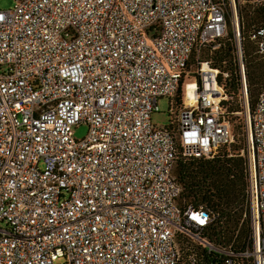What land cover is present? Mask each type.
Masks as SVG:
<instances>
[{
	"label": "built area",
	"instance_id": "2783aa9c",
	"mask_svg": "<svg viewBox=\"0 0 264 264\" xmlns=\"http://www.w3.org/2000/svg\"><path fill=\"white\" fill-rule=\"evenodd\" d=\"M13 1L0 8V264H264V77L250 111L239 17L264 0ZM229 32L251 227L240 248L205 236L213 217L180 203L173 175L178 151L212 158L236 136L201 58ZM247 36L264 56V25ZM164 96L171 119L156 126Z\"/></svg>",
	"mask_w": 264,
	"mask_h": 264
},
{
	"label": "trees",
	"instance_id": "16d2710c",
	"mask_svg": "<svg viewBox=\"0 0 264 264\" xmlns=\"http://www.w3.org/2000/svg\"><path fill=\"white\" fill-rule=\"evenodd\" d=\"M239 17L243 22V58L246 80L250 87L260 75L248 56L249 49L256 53L247 34L252 26L264 25V1L245 2L239 8ZM228 34V37L206 44L201 50V58L210 60L211 65L218 69L217 81L228 97L224 103L227 104L230 118L233 115L230 112L240 110L242 103L238 99L239 77L234 44L230 32ZM214 44L217 46L214 47ZM261 82L257 92L255 89H248L250 111L254 108ZM235 138L236 136L232 142L219 146L212 158L186 157L178 151L173 167V175L181 186L180 203L184 205L188 202L209 213L213 219L206 227L205 236L222 246L230 245V248L243 247L251 232L244 158L239 154L241 146L234 143Z\"/></svg>",
	"mask_w": 264,
	"mask_h": 264
},
{
	"label": "rangeland",
	"instance_id": "374dc122",
	"mask_svg": "<svg viewBox=\"0 0 264 264\" xmlns=\"http://www.w3.org/2000/svg\"><path fill=\"white\" fill-rule=\"evenodd\" d=\"M244 3H242L241 5H243ZM14 6V1L13 0H0V8L1 9H7V8H11ZM250 45H252V43L250 42ZM217 45L214 44V47H216ZM202 56V55H201ZM249 59L251 60L252 64L254 65V68L256 66V70L258 72V74L260 75L259 79H255V83L251 84L250 87L247 83V80L245 82L246 84V89H247V93L248 89H255V92H257L258 90V85L259 83L263 80L264 77V56H259L257 54H254L252 52L251 49H249ZM194 65L192 64L190 66V69H193ZM253 68V66H252ZM262 75V77H261ZM249 95V94H248ZM233 99V98H231ZM238 99H240V96L238 94ZM157 105H158V111L152 112L151 114V123L159 126V125H168L171 119V114L169 111V107H170V102H169V98L164 96V97H160L157 100ZM231 122L233 124V129H234V133L236 135V140H235V145H240L242 146L243 143V133H244V129H245V115L242 112L241 114H233L231 117ZM73 136L75 138H82L86 135L87 133V126L85 124H79L77 126L73 127ZM3 226H5V224H3ZM54 264H67L66 260L63 257L57 258L54 261Z\"/></svg>",
	"mask_w": 264,
	"mask_h": 264
},
{
	"label": "snow or ice",
	"instance_id": "6c2138e0",
	"mask_svg": "<svg viewBox=\"0 0 264 264\" xmlns=\"http://www.w3.org/2000/svg\"><path fill=\"white\" fill-rule=\"evenodd\" d=\"M0 19H2V17H0Z\"/></svg>",
	"mask_w": 264,
	"mask_h": 264
}]
</instances>
